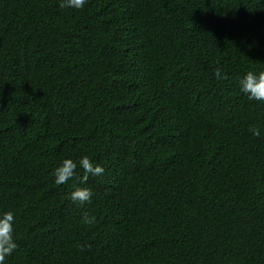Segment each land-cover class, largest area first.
Instances as JSON below:
<instances>
[{
	"label": "trees",
	"instance_id": "1",
	"mask_svg": "<svg viewBox=\"0 0 264 264\" xmlns=\"http://www.w3.org/2000/svg\"><path fill=\"white\" fill-rule=\"evenodd\" d=\"M60 2L0 0L4 264H264V0Z\"/></svg>",
	"mask_w": 264,
	"mask_h": 264
},
{
	"label": "clouds",
	"instance_id": "2",
	"mask_svg": "<svg viewBox=\"0 0 264 264\" xmlns=\"http://www.w3.org/2000/svg\"><path fill=\"white\" fill-rule=\"evenodd\" d=\"M87 0H61V8L83 9ZM215 76L218 80L227 79V75H223L219 68L215 71ZM239 88L241 92L247 95L249 100L264 102V71L258 74L253 71H248L241 79H239ZM253 135L259 136L260 130L257 127L250 129ZM77 163L72 159H65L55 168L53 176L57 185L67 184L70 180L76 179L83 184L89 180V177H97L104 174L105 169L84 156L79 161V167L83 170L82 175L77 174ZM93 193L89 188L76 187L70 194V199L74 203H79L81 206L91 203ZM94 217H89L85 213L82 217V222L87 225L93 224ZM17 249V243L14 239V213L9 211L0 215V264H4L6 257L11 256Z\"/></svg>",
	"mask_w": 264,
	"mask_h": 264
}]
</instances>
